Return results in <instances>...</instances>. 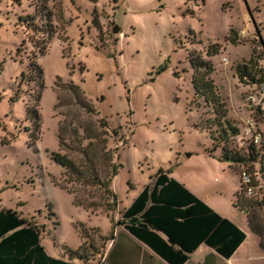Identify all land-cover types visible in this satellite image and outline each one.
<instances>
[{
	"label": "rangeland",
	"instance_id": "obj_1",
	"mask_svg": "<svg viewBox=\"0 0 264 264\" xmlns=\"http://www.w3.org/2000/svg\"><path fill=\"white\" fill-rule=\"evenodd\" d=\"M34 3L0 0V209H16L36 222L48 253L62 256L65 248L92 244L89 264H99L122 212L161 168L231 218L238 217L233 199L244 168L261 185L255 199L264 197L261 167L219 158L225 145L241 154L250 147L245 127L256 114L237 67L264 42V0H49L55 33L42 44L19 21L35 12ZM231 29L240 44L227 40ZM213 44L221 49L209 56ZM194 52L212 63L226 119L240 128L227 142L212 106L193 86L188 58ZM32 60L44 73L40 132L26 113L35 83L21 84ZM69 85L81 90L86 106L77 104ZM100 120L107 123L108 148L118 167L110 186L118 197L112 211L78 205L76 195L62 187L65 170L52 159V153L65 154L75 144L69 128L100 132ZM256 120L264 130V117ZM213 147L215 157L208 153ZM70 155L83 162L81 153ZM73 188L86 200L103 203L100 190Z\"/></svg>",
	"mask_w": 264,
	"mask_h": 264
},
{
	"label": "trees",
	"instance_id": "obj_2",
	"mask_svg": "<svg viewBox=\"0 0 264 264\" xmlns=\"http://www.w3.org/2000/svg\"><path fill=\"white\" fill-rule=\"evenodd\" d=\"M48 2L49 0H35V12L19 17L21 24L33 32L34 37L42 38L41 42L38 41L40 44L49 41L55 33L53 14ZM227 40L233 45L241 43L235 29L230 30ZM260 42L261 46L254 50L251 60L237 67L238 77L243 83L255 78L252 73L254 58L257 55L264 56V42ZM35 43L38 47L37 42ZM211 49L209 56L216 55L220 52L221 45L213 44ZM45 51V46L39 48V53L44 54ZM188 59L194 70L193 86L196 94L212 106L217 126L222 129V140L227 142L230 136L240 134V128L226 119V105L211 78L213 65L196 52L191 53ZM27 82L35 83L32 100L27 105V119L30 120L33 130L40 132L39 104L45 85L43 69L35 60L30 62L28 72L21 76V84ZM68 87L74 94L77 104L86 106L87 101L81 90L74 85ZM106 126L105 120L99 121L100 132H91L80 125L79 130L74 131L75 129L71 130L72 126L68 130V135L75 144L69 146L65 154L52 153V159L65 170L66 179L62 187L76 195L75 201L78 205L85 204L89 207L102 205L112 211L117 208L118 197L110 186L113 177L118 174V167L114 164L113 151L108 148ZM81 129L83 133L80 132ZM85 141L88 143L84 144ZM214 146H216L215 142ZM214 151V147L208 150L210 156L215 157ZM263 151L264 147H258L252 142L247 154L230 150L225 145L219 158L232 165L249 167L259 165L261 171L257 174L264 182ZM75 152L82 154L83 162L70 155ZM103 161L106 164L104 166ZM171 174V170L161 168L151 176L150 182L122 212V220L118 225L124 226L129 233L151 248L168 264H186L191 255L203 244L214 249L224 258H231L245 242L247 234L230 219L216 212ZM252 180L251 186L254 192L249 196L248 185H244L240 177L241 188L235 195L233 206L247 215L250 229L260 237L261 246L264 248V217L260 214L264 207V197L261 200L255 199L261 190V185L259 186L254 176ZM73 187H91L100 190V201L103 203L86 200L79 193V189ZM79 194L81 196H78ZM114 237L113 230L108 240ZM94 255L92 244L89 247L84 244L77 250L65 248L62 256L54 257L42 244L41 228L36 222L23 217L16 209H0V264H80L81 262L89 264V260ZM100 255L102 258L103 251H100Z\"/></svg>",
	"mask_w": 264,
	"mask_h": 264
},
{
	"label": "crops",
	"instance_id": "obj_3",
	"mask_svg": "<svg viewBox=\"0 0 264 264\" xmlns=\"http://www.w3.org/2000/svg\"><path fill=\"white\" fill-rule=\"evenodd\" d=\"M260 126L261 123H259V128ZM260 130L264 133V130L261 128ZM171 176L174 177L173 174H171ZM176 179L185 184L187 188L204 200L216 212L237 224L238 227L247 234L245 242L229 259L224 258L214 249L203 244L191 255L190 260L186 264H264V248L261 246V239L250 229L248 217L245 213L233 206L234 212L238 217L235 219L234 216L231 218L227 214L224 215L221 211L216 210L217 208L215 206L203 195L195 191L188 183L178 178ZM239 216L242 217V219ZM236 220H240L243 225ZM114 232L115 237L112 240H107L104 245L103 257L99 264H168L151 248L129 233L124 226L118 225L114 227ZM49 254L54 256L52 253ZM54 257H59V255H55Z\"/></svg>",
	"mask_w": 264,
	"mask_h": 264
},
{
	"label": "built area",
	"instance_id": "obj_4",
	"mask_svg": "<svg viewBox=\"0 0 264 264\" xmlns=\"http://www.w3.org/2000/svg\"><path fill=\"white\" fill-rule=\"evenodd\" d=\"M253 65V75L254 80H247L244 84L246 88L245 97L251 111L256 114L255 118H251L247 122V127H245V134L248 139L258 147H264V135L259 131L258 121L256 117H264V56H259L254 58ZM264 156V151L262 153ZM259 165H257L258 167ZM259 168V167H258ZM240 177L242 183L247 186V195L252 196L254 189L252 184V173L244 168L240 172Z\"/></svg>",
	"mask_w": 264,
	"mask_h": 264
}]
</instances>
